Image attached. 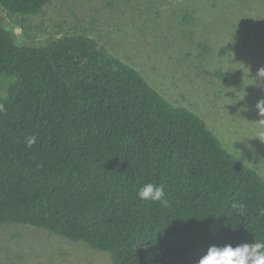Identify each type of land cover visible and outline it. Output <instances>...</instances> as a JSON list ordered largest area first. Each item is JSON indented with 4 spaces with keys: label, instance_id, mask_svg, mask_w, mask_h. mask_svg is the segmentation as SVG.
I'll return each instance as SVG.
<instances>
[{
    "label": "trees",
    "instance_id": "obj_1",
    "mask_svg": "<svg viewBox=\"0 0 264 264\" xmlns=\"http://www.w3.org/2000/svg\"><path fill=\"white\" fill-rule=\"evenodd\" d=\"M52 1L0 0L15 26L0 19V227L46 230L112 264H198L212 245L264 240L263 177L202 117L88 35L33 45L16 32ZM147 183L165 186L167 206L138 198Z\"/></svg>",
    "mask_w": 264,
    "mask_h": 264
},
{
    "label": "rangeland",
    "instance_id": "obj_2",
    "mask_svg": "<svg viewBox=\"0 0 264 264\" xmlns=\"http://www.w3.org/2000/svg\"><path fill=\"white\" fill-rule=\"evenodd\" d=\"M0 19L15 27L1 7ZM16 32L33 45L68 34L98 40L171 103L202 117L264 179V117L256 109L264 99V78L257 76L264 67V0H53ZM228 72V80L216 75ZM0 264L112 260L46 230L4 225Z\"/></svg>",
    "mask_w": 264,
    "mask_h": 264
},
{
    "label": "clouds",
    "instance_id": "obj_3",
    "mask_svg": "<svg viewBox=\"0 0 264 264\" xmlns=\"http://www.w3.org/2000/svg\"><path fill=\"white\" fill-rule=\"evenodd\" d=\"M257 76L258 78H264V67L258 70ZM256 109L258 115L264 117V99L257 101ZM26 143L31 148L36 143V137H28ZM137 195L140 200L159 202L164 206L168 204L165 186L163 184L147 183L139 189ZM233 207L240 212L244 209L242 204L233 205ZM198 264H264V240L255 239V242L252 244L245 243L236 247L230 244L223 247L212 245L199 258Z\"/></svg>",
    "mask_w": 264,
    "mask_h": 264
}]
</instances>
